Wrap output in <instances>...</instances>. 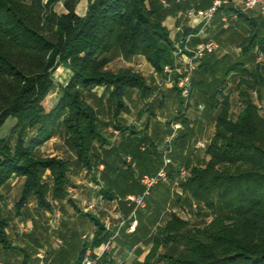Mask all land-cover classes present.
Returning <instances> with one entry per match:
<instances>
[{
  "label": "trees",
  "instance_id": "obj_1",
  "mask_svg": "<svg viewBox=\"0 0 264 264\" xmlns=\"http://www.w3.org/2000/svg\"><path fill=\"white\" fill-rule=\"evenodd\" d=\"M57 1L0 0V127L8 118L15 119L8 134L0 136V190L14 177L23 179L13 205L16 216L30 200L36 203V213L53 210L49 198L73 202L68 198V174L82 169L90 173L100 163L104 165L99 175L102 184L95 171L91 175L101 198L113 200L143 192L139 177L155 173L163 164L161 152L146 130L148 119L155 114L151 101L147 102L154 87L129 67L113 70L108 64L115 51L126 60L141 55L167 79L164 67L173 68L175 58L174 41L164 20L212 2L166 0L168 6H164L160 0H89L80 16L75 11L79 0H64L61 13L54 9ZM254 10L251 15L229 5L219 7L211 23L221 33L223 17L229 20L226 30L233 29L235 21L240 30L234 32L240 38L239 52L219 57L215 50L200 59L191 76L187 102L175 83L169 88L176 110L166 123L167 131L172 121H180L183 128L172 140L171 156L179 163L167 166V179L173 183L176 168L184 165L187 176L179 181L181 192L174 194L172 205L183 208L189 217L169 211L146 239L171 198L166 183L160 181L152 187L144 198L145 207L136 212L139 222L135 230L126 233L127 222L121 229V245L133 246L140 240L150 245L143 261L136 264H264V17ZM232 13L236 19H231ZM199 26H181V36L196 33ZM191 39V46L199 42V37ZM258 53L261 61L256 59ZM58 65L66 66L71 76L59 86L56 101L46 105ZM170 75L175 82L179 73ZM97 86L103 88L100 96L92 90ZM134 90L145 101L147 114L140 130L121 121L127 110L125 99ZM232 92L240 105L235 116L229 98ZM106 95L113 131L120 135L118 143L106 137L103 129L108 124L99 117ZM191 100L195 108L202 106V118L214 129L205 148L207 159L196 163L190 159L192 138L195 127L203 122L201 117L193 121L188 117ZM163 102L160 98L158 106ZM142 113L140 108L138 114ZM57 136L63 138L73 159L38 153L43 143ZM185 150L188 155L183 156ZM131 208H124V213ZM76 210L81 219L93 224V238L88 242L76 230H60V237L66 242L69 236L72 245L53 252L51 264L69 257L79 264L88 245L97 246L112 233L93 213ZM32 225L26 236L29 242L13 244L8 236L9 218L0 206V254L18 251L23 254V264L36 256L35 247L43 241L36 232V221ZM40 227L47 236L46 228ZM110 255V250L105 252L100 263L113 264Z\"/></svg>",
  "mask_w": 264,
  "mask_h": 264
},
{
  "label": "rangeland",
  "instance_id": "obj_2",
  "mask_svg": "<svg viewBox=\"0 0 264 264\" xmlns=\"http://www.w3.org/2000/svg\"><path fill=\"white\" fill-rule=\"evenodd\" d=\"M214 0H212L213 2ZM64 0H58L54 6V9L56 12L61 13L64 12L63 7ZM89 0H79L75 7H77L78 4H83L84 7L87 10ZM160 2L164 6H168V2L166 0H160ZM211 2V4H212ZM76 11V8H75ZM176 14V13H175ZM175 14H171L169 16H174ZM184 13L180 14L179 22H177L176 19V26H172L170 28L171 32L173 33L170 36L174 41V49L172 51L173 55H177L176 58L180 56L176 51L179 49H182L180 46V39L183 38L181 36V26L182 21L185 20V16H182ZM168 17V16H167ZM166 17V18H167ZM165 21V20H164ZM235 22V21H234ZM233 22V23H234ZM233 25V29H225L222 25V32L220 33L218 29V25H208L204 28L201 35H195L199 36V41H204L209 38L215 40L219 48L216 50L217 56H222L224 54H227L229 56H233L235 53L239 52V47L237 46L238 42L240 41V38L236 35L234 32H240V30L236 27V24ZM200 25V26H199ZM199 26V29L201 27V24H194V27ZM177 27L180 29L177 30ZM169 29V28H168ZM198 29V30H199ZM237 30V31H236ZM170 31V29H169ZM191 39V38H190ZM219 40V41H218ZM191 47V45H190ZM193 47V46H192ZM114 56L112 57V60L109 62L108 67H110L113 70H117L119 67H129L131 70L138 72L139 74L143 75L146 79V81L154 87V93L153 96L147 99V102L152 103L154 109V115L150 116V121H148V127H147V133L149 136L153 138L160 146L164 141L165 135L168 133L166 123L167 121L171 120L173 118V114L175 113V107H176V100L173 96V92L169 91V88L166 86L168 84L167 79H163L159 74H157L152 67L147 63V61L144 59L143 56L138 55L134 56L130 60H126L123 58V56H119L117 51H115ZM175 58V56H174ZM181 58V57H180ZM179 59V58H178ZM175 59L174 65L178 64V61ZM261 61V60H260ZM58 73V76L56 75ZM70 70L64 66V65H58L53 72V79H54V87L52 90L47 94L46 96V105H50L53 102L56 101L58 95H59V86L65 85L67 80L70 78ZM169 86V85H168ZM93 92L95 93V96H100L103 92V88L101 86L94 87ZM164 94V95H163ZM107 95L102 98L100 109V120L103 123H107L108 125L104 127L103 131L106 137L111 140V142L118 143L120 141V135L119 133H115L111 124V110L107 103ZM160 98L164 99V102L161 106H158V100ZM230 102H231V113L232 115H236L239 110V102L237 99V95L235 92L230 93L229 95ZM90 100V99H89ZM127 104V110L124 111L121 115V121L123 124L127 125H133L136 130H140L145 126L147 114L144 104L145 101H140L138 99V95L136 94V91H130L129 92V98L125 99ZM93 102V101H92ZM95 103V102H93ZM96 105V104H95ZM140 108H143V113L138 114V111ZM202 106H199V108H195L193 105V100L190 101L189 110L187 111V115L190 118V120H194L197 117H201V109ZM149 118V117H148ZM200 118V119H201ZM199 119V120H200ZM15 119L8 118L5 123L0 127V136H5L8 134L10 127L13 125ZM202 126H196L195 127V134L192 138V147L190 150V159L192 162L196 163L197 160L202 162L207 159V155L205 154V148L209 142L210 137L213 134V125L208 120H205L202 118ZM198 141H203L205 144L204 148L197 147L196 143ZM162 148V147H159ZM161 150V149H158ZM189 150H185L183 152V156L188 155L187 152ZM38 153L42 156H57L64 159H73V154L71 151L67 148L64 140L62 137H53L50 140L43 143L38 148ZM174 153V152H173ZM176 154V153H175ZM174 155V154H173ZM175 157V159H174ZM171 156L172 159V165H177L179 163L178 158L176 156ZM126 162L130 161L129 157H125ZM184 167V165H183ZM100 168L104 170V165L101 164L97 167V170L93 168L91 169V172L88 173L86 170L82 169L79 171H71L69 176V182L70 185L68 187V198H70L73 202H67L66 199L64 201H53L51 198L49 200L51 201L53 205V210L50 211L48 209L45 210H39L36 213V203L35 201H28V203L22 208V214L20 216H16L15 212L13 210L14 202L19 198L20 191H21V184H22V178L14 177L10 180L9 184L3 187L0 190L1 196H0V206L2 208V214L4 216H7L9 218V228H8V236L10 238V241L13 244L24 246L26 243L29 242V239L26 237L29 233L32 232H21L20 227L21 225H25V222H32L36 221V232L39 233V239L42 240V244L37 245L35 248V253L39 250H42L44 253L45 250H53V246L56 244L55 238L59 237L58 235H52L51 233H48V224L53 223L54 219L57 213H59L58 217V224L60 226V230H76L78 234L82 235L86 232L94 231L93 224L90 221L81 219L79 213L77 212L76 208L81 210L82 212H94L96 215H99L101 219L107 218V221L110 222L112 225L113 223L118 222V224L121 222V220H126V217H117L119 214L117 213V207L114 208L112 203L106 202L100 198V195L98 194L99 186L97 183L94 182L92 179V171H95L98 173L100 171ZM97 179L102 184L101 179L99 175H97ZM179 179L176 176L174 177V182L169 183L168 181L162 182L166 183L165 185H168L170 187V199L166 201L165 207L162 210L160 216L158 217L156 223L152 227L151 231L147 234L148 236L152 235L156 227L163 222L165 218H167L168 213L170 210H175L176 213L179 214V216L187 218L189 217V214L183 211V208L179 209L176 206L172 205L173 199L175 198V193H180L181 189L178 186ZM125 202V201H124ZM90 204H93V207H89ZM76 208H75V207ZM144 210V209H143ZM190 212V211H189ZM192 215V214H191ZM192 218L195 219V217ZM62 221L65 222V225H62ZM137 221L139 222V218L137 216ZM127 221H125L126 223ZM137 222V225H138ZM125 225V224H124ZM123 225V226H124ZM46 228V233L49 235H45L43 232V229L40 227ZM122 226V227H123ZM121 227V228H122ZM137 227V226H136ZM35 232V233H36ZM120 232V231H119ZM47 237V240H46ZM56 238V239H57ZM140 245L144 247V250L146 249V240H140ZM44 246H46L44 248ZM52 255V254H51ZM118 256V255H117ZM116 256V257H117ZM48 258V257H47ZM45 256L42 259L43 263L45 264V260L47 259ZM122 258V257H121ZM118 259V257H117ZM22 255L18 251H8L4 255L0 254V264H22ZM121 260V259H120ZM127 264L129 262V259L124 260L121 264ZM116 263H119L116 261ZM32 264V263H29Z\"/></svg>",
  "mask_w": 264,
  "mask_h": 264
},
{
  "label": "built area",
  "instance_id": "obj_3",
  "mask_svg": "<svg viewBox=\"0 0 264 264\" xmlns=\"http://www.w3.org/2000/svg\"><path fill=\"white\" fill-rule=\"evenodd\" d=\"M234 2L235 5H240L243 10H254L257 9L262 17H264V0H214L212 4L206 8L191 9L187 11L188 16H192L193 20H198V23L201 24L200 29L196 33H190L185 38L180 39V46L182 49L177 50L176 52L180 54L178 58L175 56L178 64H175L174 67L166 65L164 70L168 72L167 81L169 86H172L174 83L180 89L181 96L184 99V102H187L188 96L190 93V80L193 74V71L196 68V65L200 59H202L206 54L211 53L218 49V43L209 38L204 41H199L193 47H190L189 41L195 35H199L203 32L204 28L208 26L216 12V10L228 3ZM235 17L234 15L232 16ZM223 26L227 27L229 20L226 17L222 18ZM180 28L177 27V30ZM181 57V58H180ZM257 61L262 60V54H257ZM176 71L179 73L176 81L172 80L170 73ZM183 128L180 121H172L170 123V131L165 135L162 148L160 150L163 164L162 166L153 174H143L139 177L140 183L143 185L144 190L141 194H128L125 198L126 204L131 206V211L126 220H121L118 224L117 229L111 233L106 241H103L97 246L88 245L79 261V264H99L102 256L105 252L110 250L113 240L119 234L121 227L127 221V232H133L137 226L136 212L138 209L145 207V196L150 192L151 188L158 184L160 181L167 180V166L172 164L171 154H172V140L177 135L179 129ZM197 147L204 148L205 144L203 141H198L196 143ZM176 176L180 181H184L187 176V171L183 166H178L176 168ZM89 207H93V204H90ZM59 213L56 214L54 219V226L58 225ZM119 217V215L117 216ZM28 226L21 225V232H28ZM82 238L90 242L93 238V231L86 232L82 234ZM57 244L60 245L62 241L60 239L56 240ZM36 256L42 260L45 256L42 250H39L36 253Z\"/></svg>",
  "mask_w": 264,
  "mask_h": 264
},
{
  "label": "crops",
  "instance_id": "obj_4",
  "mask_svg": "<svg viewBox=\"0 0 264 264\" xmlns=\"http://www.w3.org/2000/svg\"><path fill=\"white\" fill-rule=\"evenodd\" d=\"M227 5H229V6H231V7H233V8H237V9H241V10H243L242 8H241V6L240 5H235V3L234 2H232V3H228ZM191 9H196V8H193V7H191V8H189L188 10H191ZM187 10V11H188ZM85 11H86V8L84 7V5L83 4H78L77 5V7H76V13L78 14V15H80V16H82V15H84L85 14ZM244 11V10H243ZM245 11H247V12H251L252 14L251 15H254L253 14V12L255 11V10H245ZM184 14L182 15V16H185V20H183L182 21V19H181V24H182V26L183 25H187V26H189V27H194V24H198V20H193L192 19V16H188L187 15V12H183ZM256 13H258L257 11H256ZM180 14H182V12L181 11H179V12H177L174 16H168L166 19H165V21H164V24L167 26V28H169L170 29V33H171V35L173 34L172 32H171V29L172 28H170V27H172V26H176L177 24H176V19H177V17H179L180 16ZM235 16L234 18L233 17H231V19H236V14L235 13H232V16ZM210 24H211V26H212V23L210 22ZM209 24V25H210ZM224 28H226V27H224ZM199 35H201V34H199ZM199 36H194V37H192V39H191V41L193 40V39H195V38H198ZM192 45V44H191ZM71 74V73H70ZM168 88H171L172 86H168V85H166ZM115 133H117V131L115 130L114 131ZM153 139V138H152ZM154 141V143L156 144V148H157V151H160V150H158V149H161V148H159V147H162V145H163V143L161 144V146L155 141V140H153ZM126 157H129L130 158V155H127ZM102 163H100L99 165H101ZM98 165V166H99ZM124 167H125V165H123ZM101 171H102V168H100V171L97 173V175H100V173H101ZM166 181H168V179L167 180H165V181H162V182H166ZM128 195V194H127ZM126 195V196H127ZM126 196L124 197V198H120V197H118V198H115V199H113V200H106V199H103L102 198V200H104V201H106V202H109V203H112L113 204V206H114V208H116L117 207V213L119 214V216H121V217H126V219H127V217L129 216V213H127V214H125L124 213V211H123V209L124 208H127L128 206H127V204H126V200H125V198H126ZM100 198H101V196H100ZM125 201V202H124ZM170 211H175V210H170ZM91 213H93L95 216H97L99 219H100V221L104 224V227L107 229V230H110L111 232H114L116 229H117V227H118V222H116V223H113L112 225L110 224V222H108L107 221V218H106V220L105 219H101L100 218V216L99 215H96L94 212H91ZM136 219H137V215H136ZM164 221V220H163ZM138 222V221H137ZM25 224L28 226V232L29 231H31L32 229H33V225H32V222H30V221H28V222H25ZM94 227V226H93ZM122 229V228H121ZM121 229H120V232H119V234L117 235V237L113 240V243H112V246H111V248H110V251H111V255H110V257L111 258H113L114 259V262H113V264H121L124 260H127V259H129V262L127 263V264H136V263H140V262H142L143 261V259H144V257H145V255L149 252V250H150V245L149 244H146L145 246H146V249L144 250V247L143 246H141L139 243L140 242H138V243H136L135 245H133V246H129V245H121V243L119 242L120 240H121ZM59 231H60V226H59V224L57 225V226H54V224L53 223H50L49 222V224H48V230H47V232L48 233H51L52 235L54 234V235H58L59 237L57 238V239H60L61 241H62V243L60 244V245H58L57 243L53 246V250H51V251H49V250H45L44 249V253H45V257L47 258L44 262H45V264H51L52 263V259H53V256H54V253L53 252H56L58 249H60V248H70L71 247V245H72V239L71 238H69V236H68V238H66L67 239V241L65 242V240L63 239V238H61L60 237V235H59ZM64 231H67V230H64ZM125 232L126 233H130V232H127L126 230H125ZM47 233V235H49ZM53 235V236H54ZM55 238V240H57ZM147 238H149V236L147 235L146 236V239ZM64 240V241H63ZM80 241H81V239H79ZM77 241V240H76ZM57 242V241H56ZM80 243L81 242H79V245H80ZM75 246H76V243L74 244ZM46 246H44V248H45ZM76 250V249H75ZM21 255H22V260H23V254L22 253H20ZM52 254V255H51ZM118 255V256H117ZM118 257V259H117V257ZM122 257V258H121ZM75 258V257H74ZM121 259V260H120ZM22 260H21V263H22ZM116 261H118L119 263H116ZM29 263H32V264H42L43 263V260H40L39 258H37L35 255H31V257H30V259L27 261V264H29ZM23 264V263H22ZM54 264H73V257H69L68 258V261H65L64 259L63 260H61V261H56ZM99 264H101L100 262H99ZM124 264H125V262H124ZM159 264H161V263H159Z\"/></svg>",
  "mask_w": 264,
  "mask_h": 264
}]
</instances>
